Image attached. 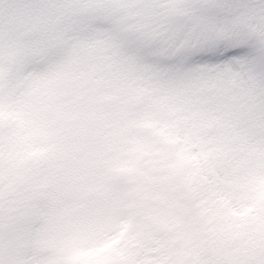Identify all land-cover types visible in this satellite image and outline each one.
Instances as JSON below:
<instances>
[{"label":"snow or ice","instance_id":"1","mask_svg":"<svg viewBox=\"0 0 264 264\" xmlns=\"http://www.w3.org/2000/svg\"><path fill=\"white\" fill-rule=\"evenodd\" d=\"M0 264H264V0H0Z\"/></svg>","mask_w":264,"mask_h":264}]
</instances>
